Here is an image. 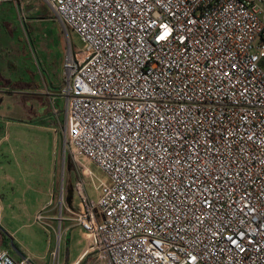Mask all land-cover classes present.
<instances>
[{
  "label": "built area",
  "instance_id": "built-area-1",
  "mask_svg": "<svg viewBox=\"0 0 264 264\" xmlns=\"http://www.w3.org/2000/svg\"><path fill=\"white\" fill-rule=\"evenodd\" d=\"M4 1L22 25L27 2ZM44 2L83 45L58 93L64 149L98 182L60 207L88 236L76 264H264V0Z\"/></svg>",
  "mask_w": 264,
  "mask_h": 264
},
{
  "label": "rangeland",
  "instance_id": "rangeland-1",
  "mask_svg": "<svg viewBox=\"0 0 264 264\" xmlns=\"http://www.w3.org/2000/svg\"><path fill=\"white\" fill-rule=\"evenodd\" d=\"M25 1L19 10L25 17L22 25L17 13L0 12V137L3 130L9 136L0 143V161L11 164L9 170L0 172L2 225L16 231L17 239L35 257H42L43 264H53L52 254H56L58 264H73L89 243L88 236L66 221L59 225L60 207L62 217H66L68 196L73 203L78 202L74 190L78 181L87 196L96 200L94 185L98 182L75 167L67 148L63 153L64 101L58 93L68 77L63 68L65 62L83 45L72 30L62 26L44 0ZM6 79L20 85H8ZM38 89L43 92L36 93ZM31 110L39 116L24 112ZM39 111L49 116L40 117ZM20 118L37 120L41 126L49 118L54 130L5 124ZM81 162L93 176L106 181L93 163ZM38 212L46 218V227L35 223ZM81 264L107 263L91 254Z\"/></svg>",
  "mask_w": 264,
  "mask_h": 264
},
{
  "label": "crops",
  "instance_id": "crops-1",
  "mask_svg": "<svg viewBox=\"0 0 264 264\" xmlns=\"http://www.w3.org/2000/svg\"><path fill=\"white\" fill-rule=\"evenodd\" d=\"M0 12H6L8 14H10L9 12H12L16 15V10H15V5L13 2L11 1H4V2H1L0 3ZM11 13V14H12ZM13 15V14H12ZM7 16V14H6ZM14 16V15H13ZM0 20H3L2 18ZM5 22H4V27H5ZM6 29V28H5ZM1 78V77H0ZM9 80V79H8ZM1 87V85H0ZM40 91V92H39ZM43 90L41 89H38V91H36V93H42ZM24 112H30L31 114L33 113H36V116H39L38 112H33V110L31 111H24ZM53 112V110H52ZM40 113V117L44 116L47 117L49 116L48 113L46 112H43V111H39ZM24 118V116H23ZM51 119H47L45 121L42 122V124L44 125H37L38 123H36L37 120H34V121H26L22 118L18 119V120H13V121H10V122H6L5 124L7 125H18L19 127H23L25 128L26 126H37L39 127L40 129H44V130H54L53 127H51L53 124L52 121H50ZM47 124V125H46ZM3 136L0 137V143L2 141H5L6 139H9V136L6 135V131L3 130ZM11 166L10 163L8 164H4L3 162L0 161V172H5L7 170H9L7 167ZM67 202H68V206L67 208H71V207H74L76 203H73L71 201V197L68 196L67 198ZM3 203L0 199V231H2V233H0V247L4 250H7L9 252V254L16 260H19V259H22V258H27L29 261H30V264H43L41 261H42V257H35L33 255V252L30 250L29 247L27 246H24L18 239H17V234L15 233L16 231H12L9 227L7 226H4L2 225V215H1V211L3 209ZM71 205V206H70ZM44 227V226H43ZM46 227V226H45ZM13 242L16 250H17V254H15L11 249H10V242ZM88 247V244L86 246V248ZM85 248V249H86ZM85 251V250H84ZM83 254V253H82ZM82 254L80 255V257L82 256ZM80 257L73 263V264H76V262L80 259Z\"/></svg>",
  "mask_w": 264,
  "mask_h": 264
},
{
  "label": "trees",
  "instance_id": "trees-1",
  "mask_svg": "<svg viewBox=\"0 0 264 264\" xmlns=\"http://www.w3.org/2000/svg\"><path fill=\"white\" fill-rule=\"evenodd\" d=\"M2 25H4V23H2ZM68 29V28H67ZM4 82V81H3ZM5 83H7L8 85H12V86H16V85H20L19 83H11V81L10 80H8V79H6L5 80ZM3 85V84H2ZM8 85L7 86H5V87H8ZM0 233H2V231H0Z\"/></svg>",
  "mask_w": 264,
  "mask_h": 264
},
{
  "label": "water",
  "instance_id": "water-1",
  "mask_svg": "<svg viewBox=\"0 0 264 264\" xmlns=\"http://www.w3.org/2000/svg\"><path fill=\"white\" fill-rule=\"evenodd\" d=\"M63 153L65 154V149H64V147H63ZM10 249H11L15 254H17V250H16V248H15V246H14V244H13L12 241L10 242Z\"/></svg>",
  "mask_w": 264,
  "mask_h": 264
},
{
  "label": "bare ground",
  "instance_id": "bare-ground-1",
  "mask_svg": "<svg viewBox=\"0 0 264 264\" xmlns=\"http://www.w3.org/2000/svg\"><path fill=\"white\" fill-rule=\"evenodd\" d=\"M71 56L68 57V59H70Z\"/></svg>",
  "mask_w": 264,
  "mask_h": 264
}]
</instances>
